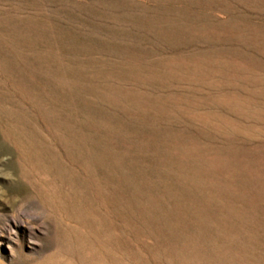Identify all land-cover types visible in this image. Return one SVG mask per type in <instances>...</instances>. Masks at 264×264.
I'll list each match as a JSON object with an SVG mask.
<instances>
[{"label":"rangeland","instance_id":"rangeland-1","mask_svg":"<svg viewBox=\"0 0 264 264\" xmlns=\"http://www.w3.org/2000/svg\"><path fill=\"white\" fill-rule=\"evenodd\" d=\"M0 264H264V0H0Z\"/></svg>","mask_w":264,"mask_h":264}]
</instances>
